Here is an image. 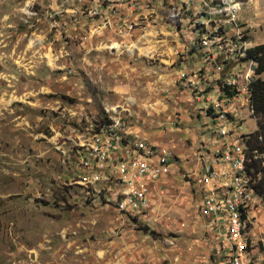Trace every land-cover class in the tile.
I'll list each match as a JSON object with an SVG mask.
<instances>
[{"label": "rangeland", "instance_id": "obj_1", "mask_svg": "<svg viewBox=\"0 0 264 264\" xmlns=\"http://www.w3.org/2000/svg\"><path fill=\"white\" fill-rule=\"evenodd\" d=\"M222 2L0 0V264L226 263L203 212L202 168L220 111L256 131L245 77L264 73L244 58L231 16L211 19ZM239 2L243 39L264 45V0ZM115 120L174 157L147 215L108 202L77 150ZM246 231L250 258L264 264V200Z\"/></svg>", "mask_w": 264, "mask_h": 264}, {"label": "built area", "instance_id": "obj_2", "mask_svg": "<svg viewBox=\"0 0 264 264\" xmlns=\"http://www.w3.org/2000/svg\"><path fill=\"white\" fill-rule=\"evenodd\" d=\"M213 10L210 17L214 21L220 13L231 16L229 24L240 43V51L244 58H250L249 50L253 47L251 42L243 39L237 23L241 11L239 0H224ZM220 49L224 47L220 46ZM237 77L232 76V81L224 84L223 89H234ZM245 79L250 85V75ZM217 119L219 145L212 161L202 168L203 212L210 220L211 230L221 238L223 248L229 250L225 264H256L249 256L250 240L246 229L252 212L263 202L256 187L262 179L264 152L251 149V136L242 131V122L237 120L233 108L220 111ZM89 135L76 146L79 153L84 152L89 167L91 161L94 162L90 183L102 184L103 190L110 195L108 202L114 203L121 213L147 215L152 206L149 189L172 171V153L142 139L129 137L120 120L96 124Z\"/></svg>", "mask_w": 264, "mask_h": 264}, {"label": "trees", "instance_id": "obj_3", "mask_svg": "<svg viewBox=\"0 0 264 264\" xmlns=\"http://www.w3.org/2000/svg\"><path fill=\"white\" fill-rule=\"evenodd\" d=\"M249 57L258 63L255 73L257 75L264 73V45H258L249 50ZM248 88L251 94L253 117L258 126L257 131L251 135L249 144L252 150L258 148L264 152V78L253 79ZM223 93L227 98H234L239 92L235 88L225 87ZM262 172L264 173V168H262ZM256 189L264 200V176ZM145 230L147 229L145 228ZM152 234L154 233L152 232Z\"/></svg>", "mask_w": 264, "mask_h": 264}, {"label": "crops", "instance_id": "obj_4", "mask_svg": "<svg viewBox=\"0 0 264 264\" xmlns=\"http://www.w3.org/2000/svg\"><path fill=\"white\" fill-rule=\"evenodd\" d=\"M234 106H235V105H234ZM252 116H253V113H252ZM244 118H245V117H244ZM253 118H254V117H253ZM254 119H255V118H254ZM244 122H245V120L242 119V127H243ZM255 122H256V119H255ZM256 124H257V122H256ZM257 129H258V126H257ZM257 129H256V131H257ZM256 131H255V132H256ZM255 132H254V133H255ZM249 135H252V134L250 133Z\"/></svg>", "mask_w": 264, "mask_h": 264}]
</instances>
